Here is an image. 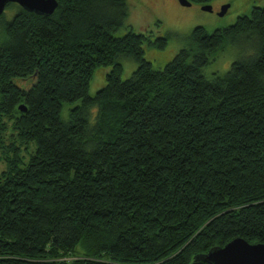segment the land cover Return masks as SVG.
<instances>
[{
    "label": "trees",
    "instance_id": "obj_1",
    "mask_svg": "<svg viewBox=\"0 0 264 264\" xmlns=\"http://www.w3.org/2000/svg\"><path fill=\"white\" fill-rule=\"evenodd\" d=\"M8 6L0 115L16 133L0 174V264H210L200 256L235 237L264 242V7L194 27L156 69L144 46L164 48L165 34H113L126 0H57L50 15ZM244 33L254 51L207 78ZM122 56L137 62L125 80ZM14 141L36 142L22 166Z\"/></svg>",
    "mask_w": 264,
    "mask_h": 264
},
{
    "label": "rangeland",
    "instance_id": "obj_2",
    "mask_svg": "<svg viewBox=\"0 0 264 264\" xmlns=\"http://www.w3.org/2000/svg\"><path fill=\"white\" fill-rule=\"evenodd\" d=\"M128 7L127 16L123 24L118 27L113 34L121 36L129 28L134 31L148 33L150 35L167 36V42L164 48H158L154 45L146 44L144 46V58L152 63L153 68H162L171 58L181 49L190 35L192 29L196 26H203L208 31L216 28H223L231 25L241 16L249 14L253 6L264 7V0H210L208 3L191 2L190 5H183L179 0H126ZM204 4H210L212 11L203 10ZM228 4L227 11L219 15L221 8ZM14 8L8 6L3 11L0 19V40L4 38V21H8L14 15ZM4 19V21L2 20ZM233 41H228L225 47L214 54V58L202 68L207 78L213 74L222 75L230 67L231 63L243 55L254 51V35L244 33ZM122 71L120 79L129 78L137 67V62L128 56L120 57ZM110 70V65L98 67L88 86V93L93 95L96 90L105 83V74ZM15 83L27 89L32 84L31 80L15 79ZM78 102L64 104L61 112L63 118L67 117L68 109ZM94 109V110H93ZM92 109V118L96 112ZM0 174L6 169V157L10 155L9 144L14 140L16 133L13 127L14 118L7 115H0ZM3 125V126H2ZM19 155L21 166L24 165L36 148V142L31 141L28 144H19Z\"/></svg>",
    "mask_w": 264,
    "mask_h": 264
},
{
    "label": "water",
    "instance_id": "obj_3",
    "mask_svg": "<svg viewBox=\"0 0 264 264\" xmlns=\"http://www.w3.org/2000/svg\"><path fill=\"white\" fill-rule=\"evenodd\" d=\"M183 5H190L189 0H179ZM9 3H16L25 10L42 15H50L57 7V0H0V14ZM203 10L211 11L210 4H204ZM228 8L224 5L219 15H223ZM19 110L26 108L23 104L18 106ZM210 264H264V242L250 243L244 238L235 237L223 246L213 247L200 256Z\"/></svg>",
    "mask_w": 264,
    "mask_h": 264
},
{
    "label": "flooded vegetation",
    "instance_id": "obj_4",
    "mask_svg": "<svg viewBox=\"0 0 264 264\" xmlns=\"http://www.w3.org/2000/svg\"><path fill=\"white\" fill-rule=\"evenodd\" d=\"M212 10H213V7H212ZM212 10H211V11H212Z\"/></svg>",
    "mask_w": 264,
    "mask_h": 264
}]
</instances>
